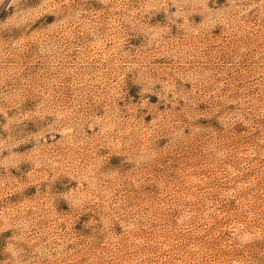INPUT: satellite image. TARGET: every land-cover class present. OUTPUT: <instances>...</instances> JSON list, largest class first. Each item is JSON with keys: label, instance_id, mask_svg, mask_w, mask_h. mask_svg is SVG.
<instances>
[{"label": "rangeland", "instance_id": "obj_1", "mask_svg": "<svg viewBox=\"0 0 264 264\" xmlns=\"http://www.w3.org/2000/svg\"><path fill=\"white\" fill-rule=\"evenodd\" d=\"M0 264H264V0H0Z\"/></svg>", "mask_w": 264, "mask_h": 264}]
</instances>
